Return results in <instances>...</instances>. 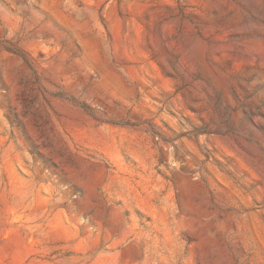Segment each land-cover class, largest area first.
<instances>
[{"label": "rangeland", "instance_id": "rangeland-1", "mask_svg": "<svg viewBox=\"0 0 264 264\" xmlns=\"http://www.w3.org/2000/svg\"><path fill=\"white\" fill-rule=\"evenodd\" d=\"M0 264H264V0H0Z\"/></svg>", "mask_w": 264, "mask_h": 264}]
</instances>
